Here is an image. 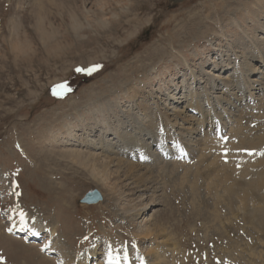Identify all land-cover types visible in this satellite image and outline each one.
Instances as JSON below:
<instances>
[{
  "label": "rangeland",
  "instance_id": "374dc122",
  "mask_svg": "<svg viewBox=\"0 0 264 264\" xmlns=\"http://www.w3.org/2000/svg\"><path fill=\"white\" fill-rule=\"evenodd\" d=\"M228 12L247 37L231 28ZM103 15L106 28L97 23ZM217 15L230 46L220 35L211 39L214 47L206 41L218 31ZM98 100L132 113L117 112L114 122L128 145H117L112 132L111 145L101 143L102 123L89 106ZM239 121L246 137L264 135V0H0V264H104L107 257L131 264H264V232L244 220L241 201L229 208L223 191L242 179L247 162L264 160V142L230 147ZM149 122L164 150L155 137L132 129ZM205 140L222 145L213 150L220 161L215 173L228 165L227 182L201 168L210 154L195 168ZM70 150L145 167L156 189L129 195L120 170L110 180L112 193L100 176L64 155ZM92 187L102 200L76 205Z\"/></svg>",
  "mask_w": 264,
  "mask_h": 264
},
{
  "label": "bare ground",
  "instance_id": "6f19581e",
  "mask_svg": "<svg viewBox=\"0 0 264 264\" xmlns=\"http://www.w3.org/2000/svg\"><path fill=\"white\" fill-rule=\"evenodd\" d=\"M257 1V0H255ZM96 4V3H95ZM260 4V1H258V3H254L255 6H253L254 8H258V5ZM211 6V5H210ZM123 9V8H122ZM103 12V10H102ZM101 12V14H102ZM124 12V11H122ZM229 13V12H228ZM216 14V13H215ZM214 14V15H215ZM94 15V14H93ZM229 17V24H231V28L232 29H237L240 31L241 34L246 35V30L243 29L242 25H241V22L238 20V18L236 17V14H230L228 15ZM100 18V20H99ZM98 18V21L97 23L98 24H101V28H106V26L108 24L107 21H106V18H104V15H103V18L99 17ZM206 18V17H205ZM208 19V18H207ZM113 21L116 20V17H114L112 19ZM135 20V19H133ZM212 23H214V26L217 28L218 31H213V32H210V36H209V39H206L208 45H210L211 43V46L214 47V45H216L214 42H212V38L213 37H216V35H220V37H222L223 39H225V43L226 45L230 46V42L227 38V36L225 35V32H224V28H225V25H223L221 23V16H215L213 17L212 19ZM96 24V23H95ZM108 27V26H107ZM83 28H79L78 29V33H83ZM90 30V29H88ZM95 30V29H94ZM209 30V29H208ZM76 32V33H77ZM88 33V32H87ZM97 33V32H96ZM100 33V32H99ZM90 37V36H89ZM88 37V39H89ZM215 39V38H214ZM218 38L215 39V41L217 40ZM82 41V40H81ZM112 42V41H111ZM241 42V41H239ZM87 43V42H86ZM90 43V42H89ZM213 43V44H212ZM114 45V44H113ZM221 46V45H220ZM227 46V47H228ZM242 46V45H241ZM216 47V46H215ZM109 48V47H108ZM229 48V47H228ZM231 50V49H230ZM256 50H259L258 48H256ZM257 52V51H256ZM259 52V51H258ZM258 56V59H261L262 58V55L261 53L259 52V54H257ZM252 56V55H251ZM254 57V56H253ZM257 59V60H258ZM224 60V59H223ZM258 62V61H257ZM188 64V63H187ZM229 64L230 62H226L224 65L226 66L225 67V70L229 69ZM249 66V65H248ZM248 68V67H247ZM257 69L259 67H256ZM207 70V69H206ZM224 70V71H225ZM192 71V70H191ZM132 74L135 73V70H132ZM257 72H262L261 70H258ZM206 74L208 72H205ZM173 76V75H171ZM177 78V77H176ZM194 78V76H193ZM202 79V78H200ZM177 81V80H176ZM201 82V81H200ZM175 83V82H174ZM207 84V83H206ZM174 86V85H173ZM211 86V85H210ZM171 89V88H170ZM128 91V89H127ZM136 91V90H135ZM135 93V92H134ZM136 94H138V91L136 92ZM166 94V93H165ZM179 94V93H177ZM194 94L195 92L191 91L190 93V98L192 99L194 97ZM137 96V95H136ZM169 96V95H168ZM176 96V94H175ZM171 97H174L173 95ZM207 100L209 101V98L208 96H206ZM169 100V99H168ZM193 100V99H192ZM177 101V100H176ZM92 102V101H91ZM92 105H89L90 108L92 109V113H91V116H92V119H95V122H99L101 121L102 123V126L100 128V132H102L101 134V138H100V141L101 143H103V145L105 146L106 144L109 146L111 144H109V141H108V138L106 137L107 135L106 134H109V132H112V134L115 135V137H113L112 140H114L115 138H117V145L118 143H120V141L122 143H125L126 145H128L130 142L128 141L127 143V140L125 139V134H120L119 133V127L118 125H114V122H115V119L117 121H120L119 120V117L116 116V113L117 112H123L124 114L127 113L126 115H128L127 117H129L130 114L132 113H128L126 111V109L122 108V106L120 104H113V103H105L104 101H100L98 100L97 102H94V103H91ZM143 110H145V106L143 105L142 106ZM196 108H198V110H200V106L198 105V103L196 102ZM113 112V113H112ZM113 114H114V118H113ZM142 114V113H141ZM131 118V117H130ZM203 118V117H201ZM131 120V119H130ZM209 122L211 121V118L208 119ZM240 120V119H239ZM143 120L142 119H138V122H142ZM202 121V119H201ZM131 123V122H130ZM138 123V125H139ZM123 124V123H122ZM124 125V124H123ZM89 126V125H88ZM91 126V125H90ZM89 126V128H90ZM118 126V127H117ZM93 127V126H92ZM91 127V128H92ZM71 128L70 127V124L68 123L67 124V129ZM73 128V127H72ZM99 128V127H98ZM88 129V128H87ZM93 129V128H92ZM90 130L88 129L87 132L85 134H87L86 136V139H88V137L91 136L93 130ZM132 129H140V132H144L145 135H150V138H154L157 140V144H159V148H161V150H164L166 147H164L163 145L161 146L160 144H162V141L163 139L161 138V136H155V134H152V132H150V129H151V122H149L148 124H141L139 126H135L134 128ZM191 129H193L191 127ZM96 130V129H95ZM232 132L234 133L235 135V138L237 139V142L234 141V140H230L229 141V145L230 147H233V148H248V149H251V148H256V147H259L263 144L264 142V135H260L258 137H253V138H250V137H246L244 134H243V126L242 124H240V121L239 123H237V128H233L232 129ZM105 135V136H104ZM95 136V134H94ZM100 137V136H99ZM98 137V138H99ZM70 138V137H69ZM78 138V137H77ZM84 138V137H82ZM80 138V139H82ZM74 139V138H73ZM76 139V138H75ZM78 140V139H77ZM70 141V140H69ZM83 141V140H82ZM88 142V140H86ZM68 142V141H67ZM71 142V141H70ZM135 142V143H134ZM236 142V143H235ZM95 143H96V140H95ZM99 143V142H98ZM134 144H136V146H140L142 145V143H140V141H133L131 142ZM103 147V146H102ZM115 147V146H113ZM112 147V148H113ZM203 147H205V153L204 154H201L197 161H195V168L196 169H200L199 165L203 163V159H207L208 157V154L212 155L213 158L211 161H209V164L207 165H204L203 167L201 168H204L206 167L205 169L208 170V173H206L207 175L210 173H215V169L217 167V162L219 161L218 160V156L217 154L213 153V150H218L219 147H220V142L219 141H216V140H205L203 142ZM222 147V145H221ZM220 147V149H221ZM124 148H126V146H124ZM129 148V147H128ZM224 148V147H223ZM125 150V149H124ZM123 150V152H125ZM82 151V150H81ZM81 151H78V150H70L68 153L64 154L66 155V157H71L73 162L75 163H79L85 167L88 168V170L90 172H93L95 173L97 176H100L101 180L104 182L103 185L109 190V191H112L113 190V186L111 185L112 182H110V180L112 178H116V176L119 174V171L120 170H123L122 172V175L120 177V175L118 176L119 178H122L123 180H120L119 184H123L125 185L126 188L129 187L128 190L131 191V193H129V195H135L137 194L139 197L141 195H144L145 192L147 190H150L152 188L156 189V187L152 186V187H149L148 186V183H152V182H155L156 185L158 184L157 182V178L155 177V175H151V172L149 171H142L143 168L145 167H141L142 169L138 168L139 165H135L127 160H124L122 158H110L108 157L107 155H94V154H90V153H82ZM132 152L131 150H129V153ZM177 154V153H176ZM174 157L176 155H173ZM178 156V155H177ZM218 157V158H217ZM220 162V161H219ZM259 163L257 164H252L250 162H247L246 163V167L244 168V171L241 172V182H237L236 180V183L233 182V184H229V187L226 188V189H223L224 193H225V197L228 199L227 200V203L226 205L229 206V208L233 205L234 201L236 199H238L239 201L242 202V205L239 206V209L243 210V218L246 222L250 223L251 225H253V227L255 226L256 229H258L259 231H262L264 232V165H262L261 163L264 162L263 161H258ZM75 163V164H76ZM207 163V162H206ZM219 165V163H218ZM220 166V165H219ZM111 167H117L116 168V175L114 173L113 175V172L110 171V168ZM224 167V168H222ZM226 167L228 168V165H225V164H221V170H223L224 172L218 176V174L215 173L214 177L212 178L213 180L215 179L216 182L218 181H225L227 182L229 179V169L226 171ZM219 169V168H218ZM254 169V170H253ZM146 170V169H145ZM204 170V169H203ZM196 171V170H195ZM149 172V173H148ZM206 172V171H205ZM211 175V174H210ZM213 175V174H212ZM73 176V175H72ZM94 176V175H93ZM218 176V177H216ZM247 176H249L247 178ZM117 177V179H119ZM211 177V176H210ZM211 179V180H212ZM129 180L131 182H129ZM148 180V182H147ZM128 181V182H127ZM209 181V180H208ZM211 182V181H209ZM224 182V183H225ZM208 183V182H207ZM214 183V182H213ZM220 183V182H219ZM118 184V185H119ZM221 184V183H220ZM117 185V186H118ZM155 185V184H154ZM211 185V184H209ZM218 186V185H216ZM220 186V185H219ZM140 189H139V188ZM225 188V187H224ZM127 190V191H128ZM217 191H218V188H217ZM114 191H112L113 193ZM216 192V190H215ZM214 192V193H215ZM141 194V195H140ZM219 194V193H218ZM3 195V194H2ZM221 196V195H220ZM64 197V196H63ZM68 198V197H67ZM222 198V197H221ZM217 199V198H216ZM224 199V198H222ZM68 201V200H67ZM224 201V200H223ZM226 203V202H225ZM148 205V202L146 203L145 206ZM236 205V204H235ZM251 205V206H249ZM250 207V209L248 208ZM131 209H128L126 208L125 209V213H129ZM218 212V211H217ZM215 217V216H214ZM37 226L38 228L41 227V222L40 220L38 219V217L36 216L34 218V221H33ZM155 227V226H154ZM234 227V226H233ZM23 228V227H22ZM22 228H18L16 229L18 232H22L23 229ZM15 230V229H14ZM164 229H162L163 231ZM55 231V228H54V225L53 227L50 228V234H53V232ZM161 231V229H160ZM150 232H152V229H148L145 231V234H151ZM87 235V234H86ZM227 236V235H226ZM134 237V236H133ZM143 238V237H141ZM135 240H138L139 238L135 237L134 238ZM245 248V247H243ZM97 250L98 248H95V246L93 247V249H91L88 254L91 256H93L94 254L97 253ZM127 250V249H126ZM124 252V251H123ZM125 253V252H124ZM85 256L83 257L85 262H87V257L89 256ZM90 262V261H89ZM101 262V261H100ZM81 264H84V263H81ZM93 264H97V263H93ZM104 264H131L127 261L125 262H120V261H114L112 259H110V257H107L106 258V262H104ZM139 264H142L139 263ZM144 264V263H143Z\"/></svg>",
  "mask_w": 264,
  "mask_h": 264
},
{
  "label": "water",
  "instance_id": "95a60500",
  "mask_svg": "<svg viewBox=\"0 0 264 264\" xmlns=\"http://www.w3.org/2000/svg\"><path fill=\"white\" fill-rule=\"evenodd\" d=\"M185 0H168L169 4H177ZM102 199L101 193L96 188L88 190L82 198H76V205H90L99 202Z\"/></svg>",
  "mask_w": 264,
  "mask_h": 264
},
{
  "label": "snow or ice",
  "instance_id": "6c2138e0",
  "mask_svg": "<svg viewBox=\"0 0 264 264\" xmlns=\"http://www.w3.org/2000/svg\"><path fill=\"white\" fill-rule=\"evenodd\" d=\"M94 67H99V65H96ZM21 217L23 218V213H21ZM110 259H111V257H110ZM124 259L127 260V255H125ZM142 264H143V262H142Z\"/></svg>",
  "mask_w": 264,
  "mask_h": 264
}]
</instances>
